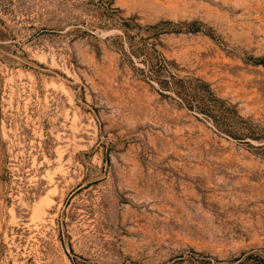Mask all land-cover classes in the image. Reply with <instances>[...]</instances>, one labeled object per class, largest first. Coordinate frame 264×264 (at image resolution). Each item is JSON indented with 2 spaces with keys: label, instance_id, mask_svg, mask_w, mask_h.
<instances>
[{
  "label": "rangeland",
  "instance_id": "1",
  "mask_svg": "<svg viewBox=\"0 0 264 264\" xmlns=\"http://www.w3.org/2000/svg\"><path fill=\"white\" fill-rule=\"evenodd\" d=\"M0 264H264V0H0Z\"/></svg>",
  "mask_w": 264,
  "mask_h": 264
}]
</instances>
